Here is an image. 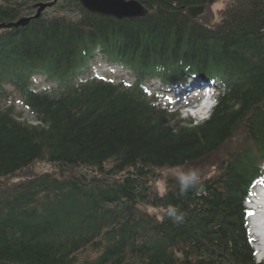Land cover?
<instances>
[{
	"label": "trees",
	"instance_id": "obj_1",
	"mask_svg": "<svg viewBox=\"0 0 264 264\" xmlns=\"http://www.w3.org/2000/svg\"><path fill=\"white\" fill-rule=\"evenodd\" d=\"M52 1L0 0V24ZM126 1L149 15L118 21L59 0L0 31V264H256L244 199L263 175L264 0L225 10L215 28L184 14L210 0ZM96 54L131 68L135 83L69 88ZM196 72L224 89L199 124L142 87ZM15 101L37 125L19 120ZM239 132L245 143L217 174L174 177L155 193L158 170L204 161ZM35 163L52 170L9 182ZM86 250L95 258L81 260Z\"/></svg>",
	"mask_w": 264,
	"mask_h": 264
},
{
	"label": "rangeland",
	"instance_id": "obj_2",
	"mask_svg": "<svg viewBox=\"0 0 264 264\" xmlns=\"http://www.w3.org/2000/svg\"><path fill=\"white\" fill-rule=\"evenodd\" d=\"M245 2L248 1L247 0L246 1L213 0L212 3L203 10L200 16L197 17L196 21L200 25L202 24L208 28H215L218 25H220L219 23L221 22V18L225 10L233 9L234 6H237L240 3L244 5ZM48 12L50 13L52 11L48 10ZM101 70L104 71L105 68H102ZM115 79L120 80L126 78L123 77L122 74H118L115 76ZM154 86H158V84L154 83ZM178 92L180 91L178 90L177 93ZM172 98L173 97H170L168 100L163 102V105L169 106L170 107L169 110H172L174 112L176 111L178 113L177 115H179V120L181 121L184 120L188 122L187 119L199 120V118L207 119L211 115L207 113L205 115L201 114V116H198L197 114L196 116L192 117L189 113H187L186 108H182V110L180 109V107L184 105L182 104L183 101L181 103L175 101V104L171 106L170 102ZM197 101H198L197 99L196 100L192 99V101H190L192 105L188 107V109L191 108L193 110V106L199 104ZM16 109H17L16 112L21 115L22 121H25L31 125H36L34 118L31 115H29L28 112L23 107L18 105ZM242 141L243 143H245L242 132H239L238 136L235 139H233V141L229 142L226 145V147L219 150L216 154L208 157L204 161L196 163L195 165H187L184 167V169L175 168V169L158 170L159 177L156 181L152 182L155 193H157L158 195H163L166 191V185L168 179H174V177H180L184 179L186 178L196 182V180L199 181L203 178L206 179L208 176L218 173L219 164L221 162H228L231 159L230 154L238 152L239 149L242 147L243 145ZM51 170L52 167H50L46 163H35L28 169L17 174L15 178L10 179L9 182L12 183L14 181L17 182L21 180H26L34 175H41L43 173L50 172ZM78 256L81 260H85V259H94L96 254L91 250H86L85 252L80 253Z\"/></svg>",
	"mask_w": 264,
	"mask_h": 264
},
{
	"label": "water",
	"instance_id": "obj_3",
	"mask_svg": "<svg viewBox=\"0 0 264 264\" xmlns=\"http://www.w3.org/2000/svg\"><path fill=\"white\" fill-rule=\"evenodd\" d=\"M49 4H39L37 6L38 11L35 17L21 19L17 23L10 25H1L0 29H10L25 26L32 19L38 18L41 13L47 9L51 8L54 3ZM81 6L93 15L114 18L117 20H133V19H144L149 15V11L146 10L140 3L136 1H126V0H78ZM213 0L210 2L212 3ZM204 6L199 8H189L186 10L185 14L190 19H196L204 10Z\"/></svg>",
	"mask_w": 264,
	"mask_h": 264
},
{
	"label": "bare ground",
	"instance_id": "obj_4",
	"mask_svg": "<svg viewBox=\"0 0 264 264\" xmlns=\"http://www.w3.org/2000/svg\"><path fill=\"white\" fill-rule=\"evenodd\" d=\"M186 104H189V103H185V105H186ZM263 230H264V227H263Z\"/></svg>",
	"mask_w": 264,
	"mask_h": 264
}]
</instances>
